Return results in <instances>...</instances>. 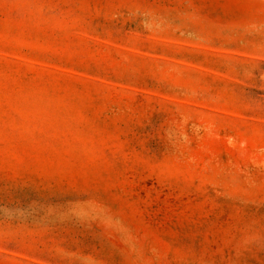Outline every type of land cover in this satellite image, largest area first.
<instances>
[{
    "label": "rangeland",
    "instance_id": "rangeland-1",
    "mask_svg": "<svg viewBox=\"0 0 264 264\" xmlns=\"http://www.w3.org/2000/svg\"><path fill=\"white\" fill-rule=\"evenodd\" d=\"M0 264H264V1L0 0Z\"/></svg>",
    "mask_w": 264,
    "mask_h": 264
},
{
    "label": "bare ground",
    "instance_id": "bare-ground-1",
    "mask_svg": "<svg viewBox=\"0 0 264 264\" xmlns=\"http://www.w3.org/2000/svg\"><path fill=\"white\" fill-rule=\"evenodd\" d=\"M262 1H264V0H262Z\"/></svg>",
    "mask_w": 264,
    "mask_h": 264
}]
</instances>
